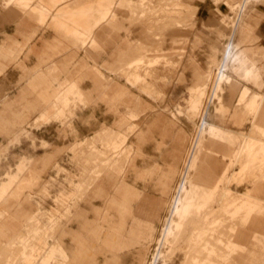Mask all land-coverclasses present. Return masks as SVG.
<instances>
[{
  "label": "crops",
  "instance_id": "1",
  "mask_svg": "<svg viewBox=\"0 0 264 264\" xmlns=\"http://www.w3.org/2000/svg\"><path fill=\"white\" fill-rule=\"evenodd\" d=\"M40 1L32 2V7L38 5ZM144 1L42 0L43 4L49 8L48 17L42 25L38 22V14L31 9L18 10L6 7L4 3L3 8L0 9V17L13 22L17 35L21 37L19 41L7 34L0 41V75H3L10 64H13L14 69L22 72L21 78L25 79V85L13 98L8 99L7 94L0 95L1 135L5 137L13 135L12 140H17V133L23 130L21 125L34 110H40V115L32 121L34 124L38 120L44 121L45 124H51L53 120L63 121L65 112L78 103L85 106L90 102L99 101L109 111L120 114L113 124L107 125L103 122L96 130L83 137L78 135V131L82 129H76V121L74 124L72 122L75 140L69 149L74 161L80 166V173L71 175L73 182H77L81 174L88 170H98L100 176L81 200L75 199L69 204L71 215L62 222L65 233V239L62 242L63 250L60 251L58 247L45 249L50 255L49 260L56 257L58 259V255L63 254L64 251H67L65 258L69 260L68 256L74 251L91 249L92 240H84L82 235V220H84L85 208L89 206L95 213L96 226L91 233L94 236L93 240L99 241L96 249L97 264H144L148 261L152 243L157 237L164 218L166 204L178 183L191 134L180 127L175 128L173 122L162 116L156 117L151 123L152 126L145 131L136 129L138 124H132L133 127L129 124V119L138 121L140 111L148 105H144L140 97L132 96L128 89L136 88L139 92L152 96L154 88L149 80L158 78L159 73L156 69H150L149 66L159 62L161 58L147 59L139 52L144 47H140L141 45L131 47L129 40H123L119 46L113 35L116 31L128 30L130 27L141 30H151L157 26L164 28L165 21L176 23L175 15L179 12L176 8L178 3L167 5L169 8H166L161 3L162 0ZM239 1L227 0L226 4L230 8ZM259 1L264 2V0H251L249 4ZM247 18L245 11L237 30L234 33L230 31L227 35V42L222 46L220 56L215 58V55H212V64L209 69L200 75L196 73L195 83L188 90L185 109L180 111L176 108L177 114L184 116L188 124H190L188 117L191 114L189 113L191 91L200 86L203 77L209 72L215 71L216 74L221 67L223 76V68L227 65L228 68L232 66L237 70V74L230 71L226 73L225 76L231 79V85L225 83L221 87L222 92L211 99L205 110L204 121L235 134H249L254 127L259 129V133L264 131L262 71L264 67H258L255 55L251 56L250 49L242 47L247 40V34L244 38L242 35L250 28ZM95 21L99 23L92 27ZM236 34L240 37L237 42L234 41ZM112 44L115 48H112L109 56L105 53L99 61L101 56L99 52L104 50L106 52L107 47ZM82 50L84 54H80L81 58H79L78 53L83 52ZM20 52L23 55L21 59ZM62 53L65 57L57 64L54 58ZM77 57L80 59L77 62L79 64L71 73L67 65L70 64V60L76 62ZM89 60L91 64L88 63ZM139 62H144L145 67L137 66ZM148 62L151 65L147 64ZM137 68L141 70V77L138 76ZM144 70L148 72L151 70L149 76L143 74ZM55 71L54 76L52 73ZM246 73L255 77L254 81H245ZM57 74H62L64 77L59 87H55L56 84L52 81V78L57 80ZM85 77L91 84L88 90L82 89L80 85ZM138 78L143 80L142 83H134L133 80ZM121 80L124 83H121ZM241 82L252 84L258 91H252L247 84L242 85ZM244 88L257 95V114L251 115L245 109L237 108L239 96ZM260 90L263 91L260 92ZM118 104L123 105L126 111L120 113L117 109ZM79 117L81 120L85 118L84 115ZM88 122L90 123L91 120ZM246 122H249L250 127L244 131ZM123 126H128V132H132L133 128L137 132L133 149H123V143L127 139V134L124 133L126 129L122 131ZM150 141L156 143L154 150L158 157L156 156V160L146 164L143 146ZM106 147H117L118 150L112 152L113 155L107 152ZM98 153L108 155L104 157L95 155ZM124 153L126 155L122 159L121 155ZM29 161L28 158H22L17 164L16 173L4 174L5 179H0V197L11 195L20 197L22 188H27L31 182L34 185L36 178L32 169H27L28 173L23 180L19 176ZM113 166H117V169ZM137 182H142L146 186L150 184L151 190L156 191L159 196L147 193L145 186L139 189L136 186ZM95 200H103L105 207L100 210L99 206L93 204ZM12 204L21 205V199L14 200ZM253 208L248 206L242 211L246 216L235 215L231 218L230 221L238 220L242 226V232L236 233L238 236L242 237L246 230L244 219L255 216ZM13 211L20 212L18 208ZM231 212L235 214L238 211L231 209ZM9 219L15 220L14 216H10ZM72 224L77 225V230ZM2 229L5 234H10L13 238L10 240L19 239L17 231L13 232L11 227L3 224ZM227 244L230 242H227L226 246ZM208 246V243H205L202 247H206L210 253L216 252V246ZM26 258L30 259L31 256ZM126 258H128L127 261ZM197 261L203 264L202 261L194 258V262L197 263Z\"/></svg>",
  "mask_w": 264,
  "mask_h": 264
},
{
  "label": "rangeland",
  "instance_id": "2",
  "mask_svg": "<svg viewBox=\"0 0 264 264\" xmlns=\"http://www.w3.org/2000/svg\"><path fill=\"white\" fill-rule=\"evenodd\" d=\"M226 1L162 0L161 3L166 8H169L167 5L171 6L173 3L179 4L176 7L179 9L178 14L175 15L176 23L174 21H165L166 25L164 28H158L159 26H157V28L154 27L151 30H141L137 27H130L128 30H119L114 33L113 36L117 45L121 46L123 40H129L131 47L138 45L144 47L139 52L147 57V59L161 58L159 62L149 66L150 69H156L159 73L158 78L149 80L154 88L152 96L141 93L136 88L129 87L128 89L131 91L132 96L140 97L144 105H148V107L144 106L143 111H140L138 121L129 119L131 127H133L132 124H138L136 129L145 131L152 126L151 123L156 117L162 116L173 122L176 126L175 128L180 127L188 132V134H191V145L196 128L199 126L202 115L209 104L206 98L210 96L211 89L209 87L212 86L211 80L214 81L215 79L211 78V76H213L212 74L215 71L209 72V75L206 74L202 79L201 84L205 83L207 85L206 96L204 97L205 99L203 98L199 111H190L191 114L188 119L191 125L186 122L184 116L177 114L176 108H179L180 111L185 109L186 99L189 95L188 90L195 83L196 73L200 74L208 70L212 64L211 56L215 55V58L219 57L222 46L227 42V35L231 30V19H233L234 14L231 11L232 7L229 8ZM235 1L231 0V2ZM144 2H147V0ZM3 3L4 0H0V9L3 8ZM32 12L39 14L34 10ZM246 12L250 28L242 35L244 38L247 34V40L242 44V47L249 48L251 56L255 55L258 67H264V2L259 1L249 4ZM48 13L49 11L46 12V17H48ZM7 34L21 41V37L16 33L15 24L0 17V41ZM146 38H149V40H146ZM239 38L236 34L234 41L237 42ZM140 42L142 43L140 44ZM113 47L115 48V45L112 44L107 47L106 52H104L105 50L100 51L101 56L99 57V61L105 53L109 56ZM12 49L14 50L15 47L13 46ZM82 51L78 53V57L80 54H84V50ZM21 55L20 52V59L23 56ZM64 57L65 54L62 53L57 58L55 57L54 60L59 64L60 60ZM78 57L76 58V62H74L75 60H70V64L67 65L71 73L79 64L77 62H79V58L81 57ZM89 61L88 63L91 64V60ZM141 65L145 67V64ZM14 68V65L10 64L5 73L0 75V95L7 94L8 99L13 98L18 93V90L25 85V79L21 78L22 72ZM223 70L224 75L222 76V72H220L221 76L219 75L220 89L216 91V94L222 92L221 87L225 83L230 84L231 79L225 76L227 72L230 71L233 74H237V70L232 66L228 68L226 65ZM262 71L264 77V70ZM55 73L56 71L52 74L55 76ZM149 73H151V70L149 72L144 70L143 74L149 76ZM57 76V80L52 78L53 83L56 84H54L55 87H59L64 78L62 74H57ZM254 79L255 77L249 76V73H246V77L244 78L247 82L254 81ZM133 81L137 84L142 83L143 80L138 78ZM121 83H124V81L121 80ZM241 84L245 85L247 83L241 82ZM80 85L82 89L88 90L91 85L90 80L85 77ZM247 86L252 91H258L252 84H247ZM262 91L260 90V92ZM237 108H243L251 115L257 114V98H254L248 104L240 103ZM117 109L120 113L126 111V108L121 104L117 105ZM39 115L40 110L30 112L27 120L21 125L23 130L17 133V140H12L13 135L5 137L0 134V179H5L4 174L6 172L16 173L17 164L24 157L30 161L27 162L26 168L19 175L21 176V180L27 175V169H32L36 178L34 179V185L31 182L32 186L30 185L27 188L21 189L20 197L12 195L10 197H0V264H97L98 254L96 249L99 241L93 240L94 236L91 232L96 228L94 223L95 213L89 206L85 208L84 220H82V235L84 240H92L91 249L74 251L73 254L68 256L69 260L66 258H53L49 260L47 259L49 256L48 252L45 249L58 247L57 240L64 242L65 233L62 222L66 218H69V215H66L70 213L69 204L75 199L81 200L82 196L96 183V180L100 176L98 170H88L81 174L77 182H73L71 175L79 174L80 166L74 161L73 154L69 149L71 143L75 140L72 133V122L74 124L76 121V129H82V131H78V135L83 137L92 133L103 122L107 125L113 124L115 119L120 117V114H114V112L106 109L103 103L97 101L94 103L90 102L85 106L82 103H78L65 112L62 118L63 121L53 120L51 124H45L44 121L39 120L35 124L32 123L34 118H37ZM80 115H84L85 118L81 120ZM88 120H91V122L89 123ZM205 124L208 123L205 122ZM249 127V122H246L244 131H247ZM124 129L126 130L124 131ZM256 129L257 127L253 131L254 137L263 140L264 131H260L259 133V129ZM122 131L127 134V139L123 143V149H133L137 132L134 128L132 132H128V126H123ZM233 139L235 141L233 142V150H230V152L232 151L230 157L226 159L230 161L233 159V155H242L240 163H238L239 165L236 164L232 171H237L245 160L249 162V171L244 175L245 180L242 181V184L231 183L230 188L234 192H244L246 189H251L254 198L250 200L251 204L249 207H254L255 216L247 219V223L245 224L246 230L243 232V236L241 237L236 234V226H240L238 220H227L225 224L226 228H217L219 230L215 231L214 236L219 241L213 239L215 238L213 234L210 237L208 236L211 240H193L194 232L190 229L186 231L184 236L183 234L180 235L179 240H175L176 245H174V248L171 247L169 241H166L162 245L161 253L163 254V259L160 258L156 264H182L185 256L190 252H197L195 257L197 260L202 261L203 264H264V152L258 153L259 157L263 156V163L260 164L257 161L254 164L252 162L254 154L250 151L247 141L243 138ZM155 144L154 141H150L143 146L146 154V164H149L152 160H156V156L158 157L157 152L154 150ZM188 148L186 153L189 150ZM106 149L108 153L113 155L114 153L112 152L118 150L117 147H106ZM95 155L104 157L108 154L103 155L98 153ZM125 155L126 153L121 155L122 159L125 158ZM219 156L218 158L221 159L222 154ZM113 168L117 169V166H113ZM181 182L182 179L179 175L178 185L175 186L173 195L166 204L164 218H167L169 215L171 199ZM136 186L139 189L145 186L147 193L156 197L159 196L156 191L151 190L150 184L146 186L142 182H137ZM20 199L21 205L15 206L12 204L14 200ZM224 202L229 204L232 202V199L227 198ZM93 204L99 206L100 210L105 207L103 200H95ZM15 208H18L20 212H14ZM219 209L220 207L214 208L216 211ZM217 212L219 213L214 215V218L217 219L216 221L220 219L222 214L220 210ZM10 216H14L15 220L9 219ZM164 218L161 221L157 237L152 243L148 261L144 262V264H148L153 258L155 250L160 248V245L157 244V239L160 238L161 229L164 226ZM258 222L260 223L259 227ZM3 224L11 227L13 232L17 231L19 239L10 240L13 238L10 234L4 233L2 229ZM72 226L77 230L76 224H72ZM66 240H69V238H66ZM227 242H230V244H227L228 247L226 246ZM205 243H208L209 246H216V252L209 254L208 249L195 246L197 244L203 246ZM27 255L31 256V258L27 259ZM44 259L47 260L45 261ZM127 260L128 258H126ZM187 264H191L190 260L187 261ZM196 264H199V262L197 261Z\"/></svg>",
  "mask_w": 264,
  "mask_h": 264
},
{
  "label": "bare ground",
  "instance_id": "3",
  "mask_svg": "<svg viewBox=\"0 0 264 264\" xmlns=\"http://www.w3.org/2000/svg\"><path fill=\"white\" fill-rule=\"evenodd\" d=\"M34 1L35 0H4V6L13 7L18 10L31 9L32 11H37L39 13L38 22L42 25L45 23L46 12L49 11V8L43 4L42 0L40 3L38 2V5L32 7L33 5L31 4ZM250 2L251 0H240L237 4L232 6L231 11L234 16L233 19H231L232 17L229 18L232 22L230 30L232 33L237 30L247 5ZM98 23L99 21H95L92 27L96 26ZM141 64H144V62H139L137 66ZM147 64L151 65L150 62ZM136 70L138 76L141 77V70L139 68ZM220 72H222L221 67L218 68L216 74L214 73L212 74L213 76H211V78L215 79L214 81L211 80L212 86L209 87L211 93L209 94V98H206L208 102L216 96V91L220 89ZM200 79H202V77ZM232 87L234 86L232 85ZM206 91L207 85H205V83L191 91L189 105L192 111H199L200 106H202L203 98L206 96ZM254 98H257V95L252 94L247 88H244L239 96L238 105L240 103L248 104L251 100H254ZM204 114L202 115L199 126L196 128L192 143L189 145L190 148H188L189 150L186 153L183 171L180 174L182 182L171 199L169 215L163 220L164 226L161 229L160 238L157 239V244L160 245V248L155 250L156 252L148 264H156L160 258L163 259L161 247L166 241H169L171 247L174 248V245H176L175 240H179L180 235L183 234L184 236L186 231L190 229L194 232L193 240H211L208 236L210 237V235L213 234V237H215L214 233L219 230L217 229L218 227L226 228L225 224L227 220L230 221L235 215L241 217L242 215L246 216L242 211L251 204L250 200L254 199L251 189H246L244 192H234L230 188L231 183L239 185L245 180L244 175L249 171V162L245 160L246 162L244 161L242 165L240 164L241 167L233 172L232 169L236 164L239 165L238 163H240L242 155H233V159L230 161H227L226 158L230 157L232 152H230V150H233V142H235L233 138H243L247 141L250 151L254 154L252 162L255 164L258 161V163L261 164L263 163V156L259 157L258 153L261 154L264 152V141L254 137L253 131L255 127L247 135L235 134L217 126L205 124ZM221 154L222 158L219 159L218 156ZM215 196L218 198L216 199ZM227 198L232 199V202L226 204L224 200H227ZM216 207H220L219 210L222 212L219 222L214 218V215L219 213L217 212L219 210H214ZM231 209H235L238 212L232 214ZM66 215L70 216V213ZM247 219V217L244 219L245 223H247ZM240 232H242V226H237L236 233ZM57 241V246L60 251H62L64 246L61 241ZM195 246H200L199 248L202 247L199 244ZM202 248L207 249L206 247ZM207 251L210 253L209 250ZM212 253H214V251ZM63 254L64 256L62 257ZM63 254H59L58 257L60 259L65 258L67 256V251H64ZM195 254H197V252L188 253L185 256L186 261L182 264H187V260H190L191 264H196V262H194V258H196ZM49 258L50 255L47 259Z\"/></svg>",
  "mask_w": 264,
  "mask_h": 264
}]
</instances>
